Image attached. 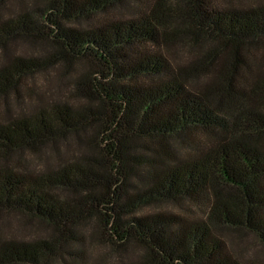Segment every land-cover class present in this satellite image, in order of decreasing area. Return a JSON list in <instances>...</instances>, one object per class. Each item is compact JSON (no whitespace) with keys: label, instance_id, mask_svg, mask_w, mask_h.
<instances>
[{"label":"trees","instance_id":"trees-1","mask_svg":"<svg viewBox=\"0 0 264 264\" xmlns=\"http://www.w3.org/2000/svg\"><path fill=\"white\" fill-rule=\"evenodd\" d=\"M255 1L40 0L6 15L0 0V49L17 40L52 46L41 62L0 60V98L46 60L85 64L72 79L79 104L0 118V213L52 228L33 239L0 234V264H67L90 221L92 237L116 250L140 248L143 264H243L220 230L244 231L264 247V72L244 75L243 50L264 48V0ZM123 9L130 14L111 15ZM178 24L187 27L183 38L216 42L223 55L174 64L166 53H175ZM238 80L258 86L230 93ZM71 137L79 151L61 164L22 162ZM164 203L190 214H139Z\"/></svg>","mask_w":264,"mask_h":264},{"label":"rangeland","instance_id":"rangeland-1","mask_svg":"<svg viewBox=\"0 0 264 264\" xmlns=\"http://www.w3.org/2000/svg\"><path fill=\"white\" fill-rule=\"evenodd\" d=\"M39 1L7 0L3 11L8 15L17 11L23 3L34 5L39 4ZM229 1L234 5L246 7L259 2L255 0ZM119 13L128 15L130 11L125 9L115 10L111 15L120 17ZM186 29L187 27L184 24H178V28L172 29L171 38L173 44L171 43V45L175 53L166 54L172 58L170 60L174 64H188L190 57L195 53H205L208 56L207 58H211L215 54L218 55V53L223 55L220 52L224 48L216 42H208L199 35L190 36L188 39L183 38L187 34ZM243 50H245L250 59V69H244V75L248 77L255 75L254 79H256L259 72H264V48L250 47L243 48ZM50 51H52V46L49 42L17 40L8 44L7 48L0 49V60H6L9 55H18L34 57L41 62ZM48 58L52 59L51 56ZM84 66L85 64L81 61L52 63L51 60H46L44 68L35 71L33 75L21 78L17 82L16 90L13 89L6 96L0 98V118H4L8 114L28 113L34 107L39 105L45 107L55 101L65 100L72 105L79 104L81 99L75 91L72 79ZM250 85H253V88L258 86L254 80L250 81V83L238 80L233 83L230 93H234V91L242 92L243 89L247 91ZM260 89L264 91V82H261ZM250 91L248 90L249 93ZM245 94L247 95L248 93L246 92ZM257 101H261L264 106V96ZM194 139L197 142H203L204 145L207 142V138L201 133L194 134ZM75 143L76 138L71 137L70 141L66 140L57 144L56 147L47 145L39 153L26 152L22 162L28 164L31 168L37 169L45 166L47 161L52 165H59L69 159V155L74 154L72 148H76L75 152L78 153L79 150ZM172 145L178 149L181 155L187 151L182 148L181 141L177 139L172 140ZM84 146H87V143ZM165 209L179 214H190L188 210L184 211L174 203L148 206L140 210L139 214L164 211ZM191 209L194 214H202L201 210L194 205L191 206ZM82 228L85 236L83 234L82 242L75 246L78 254H73L71 257L67 256V264H143L144 252L140 248L128 246L125 249L116 250L100 239L92 237L90 232L96 228L94 221L84 224ZM220 232L222 237L226 239L233 254L243 264H264V247L253 235L238 230H220ZM49 233H52V228L38 220L15 213H0V234L4 238L33 239L47 236ZM56 264L64 263L57 262Z\"/></svg>","mask_w":264,"mask_h":264}]
</instances>
